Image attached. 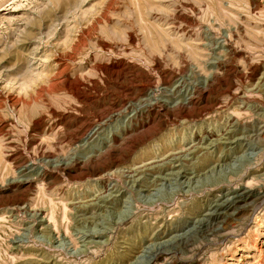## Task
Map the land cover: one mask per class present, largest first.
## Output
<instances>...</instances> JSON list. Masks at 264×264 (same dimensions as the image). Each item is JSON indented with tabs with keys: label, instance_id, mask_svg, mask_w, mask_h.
Wrapping results in <instances>:
<instances>
[{
	"label": "rangeland",
	"instance_id": "1",
	"mask_svg": "<svg viewBox=\"0 0 264 264\" xmlns=\"http://www.w3.org/2000/svg\"><path fill=\"white\" fill-rule=\"evenodd\" d=\"M0 264H264V0H0Z\"/></svg>",
	"mask_w": 264,
	"mask_h": 264
}]
</instances>
